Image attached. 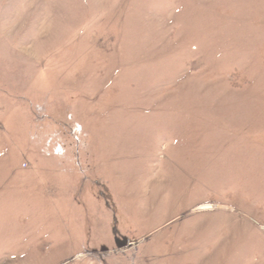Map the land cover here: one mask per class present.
Listing matches in <instances>:
<instances>
[{
	"label": "rangeland",
	"instance_id": "374dc122",
	"mask_svg": "<svg viewBox=\"0 0 264 264\" xmlns=\"http://www.w3.org/2000/svg\"><path fill=\"white\" fill-rule=\"evenodd\" d=\"M0 264H264V0H0Z\"/></svg>",
	"mask_w": 264,
	"mask_h": 264
},
{
	"label": "bare ground",
	"instance_id": "6f19581e",
	"mask_svg": "<svg viewBox=\"0 0 264 264\" xmlns=\"http://www.w3.org/2000/svg\"><path fill=\"white\" fill-rule=\"evenodd\" d=\"M210 206L211 205H203V206H200L199 209H206V210L208 209L209 210V208H211Z\"/></svg>",
	"mask_w": 264,
	"mask_h": 264
},
{
	"label": "crops",
	"instance_id": "0c3cea01",
	"mask_svg": "<svg viewBox=\"0 0 264 264\" xmlns=\"http://www.w3.org/2000/svg\"><path fill=\"white\" fill-rule=\"evenodd\" d=\"M38 243V241L34 242V247H36V244Z\"/></svg>",
	"mask_w": 264,
	"mask_h": 264
}]
</instances>
